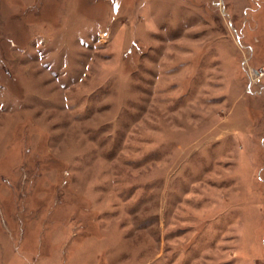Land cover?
Masks as SVG:
<instances>
[{
    "label": "rangeland",
    "instance_id": "rangeland-1",
    "mask_svg": "<svg viewBox=\"0 0 264 264\" xmlns=\"http://www.w3.org/2000/svg\"><path fill=\"white\" fill-rule=\"evenodd\" d=\"M264 0H0V264H264Z\"/></svg>",
    "mask_w": 264,
    "mask_h": 264
},
{
    "label": "built area",
    "instance_id": "built-area-1",
    "mask_svg": "<svg viewBox=\"0 0 264 264\" xmlns=\"http://www.w3.org/2000/svg\"><path fill=\"white\" fill-rule=\"evenodd\" d=\"M254 74V78L252 79V81H260V79H261V77H262V75L264 74H262V70L260 69V71L259 70H253L252 71Z\"/></svg>",
    "mask_w": 264,
    "mask_h": 264
}]
</instances>
